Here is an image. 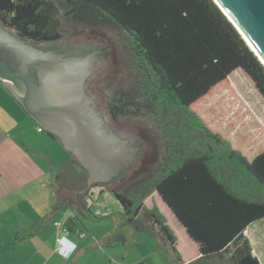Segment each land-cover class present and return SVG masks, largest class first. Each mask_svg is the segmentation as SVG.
Segmentation results:
<instances>
[{
	"label": "trees",
	"instance_id": "16d2710c",
	"mask_svg": "<svg viewBox=\"0 0 264 264\" xmlns=\"http://www.w3.org/2000/svg\"><path fill=\"white\" fill-rule=\"evenodd\" d=\"M60 1L61 12L51 0H0V17L17 37L60 54L97 49L62 41L60 14L78 25L117 29L123 36L133 82L111 102L112 113L117 119L150 116L161 147L155 170L125 192L112 190L129 219L136 223L145 211L148 228L158 227L178 252L176 234L153 200L157 197L198 249L199 256L188 264H261L244 232L264 218V142L247 137L243 146L235 145L231 129L219 120L237 70L264 98V64L234 23L215 0ZM88 176V168L72 155L56 166V183L70 190L88 188ZM143 183L147 191L139 200L132 198L129 189ZM139 224L138 230L147 227Z\"/></svg>",
	"mask_w": 264,
	"mask_h": 264
},
{
	"label": "crops",
	"instance_id": "0c3cea01",
	"mask_svg": "<svg viewBox=\"0 0 264 264\" xmlns=\"http://www.w3.org/2000/svg\"><path fill=\"white\" fill-rule=\"evenodd\" d=\"M39 128L0 82V264H188L199 256L195 243L160 200L181 231L184 245L188 243L187 251L177 236L176 252L158 227L143 231L144 239L142 232L136 234L142 240L133 245L120 237L119 241L105 239L106 230L91 236L85 222L99 220V216L92 218L93 207L105 186L70 190L58 185L56 166L71 154ZM57 221L63 228L70 224L74 231L68 228L70 233H64ZM27 229L35 232L23 237L21 232ZM244 238L264 264V218L252 223ZM180 254H185V262L180 261Z\"/></svg>",
	"mask_w": 264,
	"mask_h": 264
},
{
	"label": "water",
	"instance_id": "95a60500",
	"mask_svg": "<svg viewBox=\"0 0 264 264\" xmlns=\"http://www.w3.org/2000/svg\"><path fill=\"white\" fill-rule=\"evenodd\" d=\"M215 1L264 64V0ZM95 54L44 51L0 24V82L88 168V187L132 167L142 140L130 116L112 117L117 93Z\"/></svg>",
	"mask_w": 264,
	"mask_h": 264
},
{
	"label": "rangeland",
	"instance_id": "374dc122",
	"mask_svg": "<svg viewBox=\"0 0 264 264\" xmlns=\"http://www.w3.org/2000/svg\"><path fill=\"white\" fill-rule=\"evenodd\" d=\"M58 8L63 11V6L60 0H51ZM57 8L58 12L59 9ZM0 24L3 26V20L0 17ZM59 30L62 33L61 40L67 44H74L77 46L91 47L96 46L97 52L95 59H97L105 75L110 81L116 93H121L129 90L132 85L133 79L130 73V68L127 63V51L124 43L123 36L117 29L105 28V27H86L78 25L66 19L60 14ZM10 31V30H9ZM12 32V31H11ZM38 43L36 45H41ZM68 54L70 52H67ZM233 90L232 95L228 98L229 104L227 106L222 105L219 112V120L227 128L231 129L235 145L243 146L245 138H254L255 142H259V139L264 142V98L255 89L249 76L242 70L235 71L231 76ZM230 107L232 110H230ZM142 135V140L138 149V153L134 162V165L128 168V171L117 179L116 181L104 185L106 188L112 190H118L125 192L132 184L155 170L159 154H161V147L158 145L156 139V132L152 124L150 116H130ZM218 119V118H217ZM37 125H39L37 123ZM45 134L48 131L44 130ZM60 146L66 150L62 143ZM258 147V146H254ZM67 151V150H66ZM68 152V151H67ZM252 152V151H250ZM147 184V182H146ZM146 184L134 186L129 189L132 198L139 200L143 193L146 192ZM98 187V186H95ZM102 187L103 191L100 195L95 197V205L93 207V217L99 216L97 222H85L88 228V233L92 236L94 234H101L105 230L107 235L105 239L112 241H119V235H124L129 245L136 244V241L142 239L137 237L136 234L141 233L142 238L145 236L143 231H150L148 225H151L147 221V215L145 211H141L136 217V223H133L129 216L126 215L123 206L117 197L110 192V190ZM100 188H94L93 190H99ZM148 190H151V186ZM107 193V196L105 195ZM156 203H160L159 198H154ZM160 209L164 211L163 205L158 204ZM91 212V210H90ZM167 216V222L171 229L179 238V243L183 251H187L188 243L182 239V234L179 229L172 222V218L167 211H164ZM169 217L171 219H169ZM146 225L145 230H138L137 224ZM153 223V221H151ZM140 225V224H139ZM159 231V230H158ZM181 234V235H180ZM142 244L144 242L142 241ZM163 249H167V246L162 245ZM122 248V247H121ZM147 249V246L142 247ZM185 255V254H184Z\"/></svg>",
	"mask_w": 264,
	"mask_h": 264
},
{
	"label": "built area",
	"instance_id": "2783aa9c",
	"mask_svg": "<svg viewBox=\"0 0 264 264\" xmlns=\"http://www.w3.org/2000/svg\"><path fill=\"white\" fill-rule=\"evenodd\" d=\"M39 131H42V128L40 127L39 128ZM55 224L58 226V227H60L61 229H62V231L64 232V233H66V234H69L70 233V230L68 229V228H63L62 227V224L60 223V222H55ZM84 234H81V236H83Z\"/></svg>",
	"mask_w": 264,
	"mask_h": 264
},
{
	"label": "flooded vegetation",
	"instance_id": "af4514ba",
	"mask_svg": "<svg viewBox=\"0 0 264 264\" xmlns=\"http://www.w3.org/2000/svg\"><path fill=\"white\" fill-rule=\"evenodd\" d=\"M96 52H97V50H95V51H93V52H91V53H96ZM66 55H71V53H69V54L67 53ZM111 102H112V101H111ZM111 102H109V110H110V113H111L112 117H113L115 120H119V119L115 118L114 114L112 113Z\"/></svg>",
	"mask_w": 264,
	"mask_h": 264
}]
</instances>
